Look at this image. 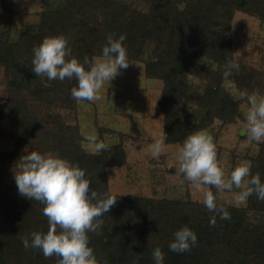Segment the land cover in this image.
Listing matches in <instances>:
<instances>
[{
  "label": "trees",
  "instance_id": "obj_1",
  "mask_svg": "<svg viewBox=\"0 0 264 264\" xmlns=\"http://www.w3.org/2000/svg\"><path fill=\"white\" fill-rule=\"evenodd\" d=\"M13 4L0 0V68L6 93L0 120L8 122L5 136L12 142L11 150L0 151V264H57L59 259L23 247L22 237L46 232L49 225L44 205L18 193L11 176L18 157L33 150L58 153L86 171L90 189L100 196L112 194L107 168L126 162L122 143L88 152L77 125H64L57 116L43 113L78 104L71 96L74 86L64 87L68 78L48 80L32 71L33 47L43 38L64 35L72 55L83 62L101 55L109 34H126L128 62H141L145 77L161 82L154 116L162 120L167 144L179 146L215 120L232 124L241 118L242 99L264 96V74L237 62L231 33L236 11L264 23V0H61L12 38ZM228 59L238 67L229 70ZM236 91L243 97H236ZM119 138L137 140L121 133ZM247 160L252 161L250 174L259 173L264 181V141ZM209 187L216 199L214 186ZM112 195L116 203L98 218L103 221L99 229L88 233L98 264H154L152 250L157 246L165 253L164 264H264V229L246 224L248 212L264 213V201L255 194L242 206L216 199L231 218L216 215L214 226L209 220L215 213L199 201ZM185 225L196 232L197 245L183 253L170 251L174 231Z\"/></svg>",
  "mask_w": 264,
  "mask_h": 264
},
{
  "label": "clouds",
  "instance_id": "obj_2",
  "mask_svg": "<svg viewBox=\"0 0 264 264\" xmlns=\"http://www.w3.org/2000/svg\"><path fill=\"white\" fill-rule=\"evenodd\" d=\"M126 34L115 33L106 37L101 55L83 62L72 55L68 40L64 35L47 36L33 47L32 71L36 76H46L48 80L75 78L71 96L76 101H95L105 82H110L122 69L129 66L127 49L123 44ZM226 67H238L234 59H228ZM228 75V72L225 73ZM250 104L246 125L241 134L251 141L264 140V96L259 100L256 94L248 95ZM96 151L106 148L103 141L89 138ZM166 135L149 145L151 156L159 159L164 151ZM178 171L185 180L196 188L202 185L215 186L220 190L239 189L235 200L245 202L255 194L264 201V181L259 173L250 174L252 161L246 160L235 166L226 179L217 161L213 137L205 130L190 133L177 148ZM18 171L14 180L19 195L44 205L42 213L48 219L46 232L34 231L21 238L25 249H37L45 257H59L57 264H98L94 249L90 246L89 232L99 229L102 220L116 203L110 193L103 196L90 189L91 180L86 171L55 152L29 151L21 155L16 163ZM208 211L215 213L209 223L215 225L216 215L220 219H230L231 215L223 206L216 204L212 191L204 194L202 201ZM198 237L187 225L177 229L168 243L170 251L183 253L197 245ZM165 253L160 246L152 250L154 264H164Z\"/></svg>",
  "mask_w": 264,
  "mask_h": 264
},
{
  "label": "rangeland",
  "instance_id": "obj_3",
  "mask_svg": "<svg viewBox=\"0 0 264 264\" xmlns=\"http://www.w3.org/2000/svg\"><path fill=\"white\" fill-rule=\"evenodd\" d=\"M60 3L61 0H14L13 13L10 16L13 33L11 37L22 29V25L36 24L41 11L55 9ZM7 18H1L4 28L7 26ZM231 33L233 54L237 62L264 74V23L236 11L231 20ZM68 80L64 84L66 90L76 85L75 78ZM74 80V84H71ZM160 87L161 82L145 77L141 62H129V66L122 69L110 84L105 82L99 91V99L80 101L71 109H45L43 113L57 116L64 125H77L83 137L82 146L88 152H97L95 144L89 139L93 136L97 141H103L106 148L116 143L123 144L125 164L107 168L108 190L112 194L148 198H189L202 202L204 194L211 191V188L208 185L196 188L179 173L177 145L165 143L159 159L151 156L150 143L162 135V120L154 116V109L160 98ZM234 94L236 97H243L239 91ZM256 98L259 100L260 96L256 94ZM5 99L4 75L0 68V103ZM242 100L239 104L240 119L232 124H221L219 120H215L206 131L213 137L217 161L226 179L235 166L256 156L260 143L264 141H251L241 134L250 107L248 98ZM102 129L116 133H107ZM7 131L8 122L0 120V151L12 149V142L5 136ZM120 133L137 140H122L119 138ZM18 159L19 157L13 166L12 178L18 171ZM214 190L220 203L235 206L244 204L235 200L239 189L220 190L214 186ZM246 224L248 228L264 229V213L248 212Z\"/></svg>",
  "mask_w": 264,
  "mask_h": 264
}]
</instances>
